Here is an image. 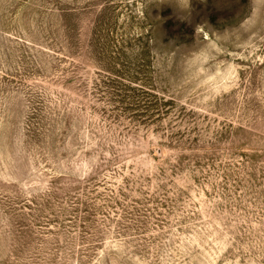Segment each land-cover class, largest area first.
I'll return each instance as SVG.
<instances>
[{"label":"rangeland","instance_id":"rangeland-1","mask_svg":"<svg viewBox=\"0 0 264 264\" xmlns=\"http://www.w3.org/2000/svg\"><path fill=\"white\" fill-rule=\"evenodd\" d=\"M0 264H264V0H0Z\"/></svg>","mask_w":264,"mask_h":264}]
</instances>
